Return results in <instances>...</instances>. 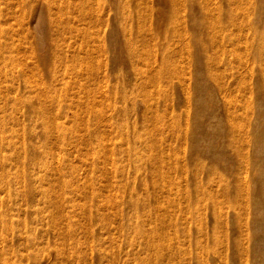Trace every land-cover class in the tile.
<instances>
[{
	"label": "bare ground",
	"instance_id": "bare-ground-1",
	"mask_svg": "<svg viewBox=\"0 0 264 264\" xmlns=\"http://www.w3.org/2000/svg\"><path fill=\"white\" fill-rule=\"evenodd\" d=\"M242 1L244 2V0H227V4L228 6L236 5ZM86 2H90V0H80L79 5L73 11L69 8L60 9L63 14L68 15H64L61 20H55L50 23V26H47V28L49 27V37L51 38L49 40L52 49L49 56L57 67L51 70L53 67L51 65L48 69L49 75L46 72L48 79L36 80L38 87L36 93H26L27 95L23 99L16 100L17 104H26L30 113L29 120L32 121L38 117L37 125L43 129L37 134L35 132L26 133L31 143L30 151L27 149L23 152L27 155L29 162L41 160L44 156L49 157V160L50 157H62L63 166L60 165L61 160H57V166L53 168L59 176L68 174L76 176L78 173L81 176V172L85 175L100 174L111 176L110 182L113 181V183L120 182L121 178L125 179L130 175L135 176L130 181L131 185H134L133 188H130L131 185L127 181V190L123 191L127 199L115 202V207L111 208L113 212L110 214L102 213L108 210L104 206L106 197L103 199L98 194H91L87 197L88 193H84L83 198H87L81 205V209L86 212H83L82 216L85 218L88 216L89 221L84 223L81 228L68 229L83 235L86 246L89 241L88 237H90L91 242L100 246L99 256L106 260L114 261L116 253L109 252L110 255L106 257L107 252L105 253L103 251L105 248H102L105 241L101 235L103 231L105 232L107 228L105 225L108 221L118 220V228H127L136 233L131 236H121V239L118 233V239L115 236L110 241L113 240L114 244L124 242L125 249L131 253L130 256L134 257L135 264H264V76L259 74L254 77V75L253 78L250 76L236 82L235 78L232 80L235 83L230 90L224 89V92L229 91V100L225 101L226 113H224L227 119L224 133L222 132L224 128H221L224 123L222 122L223 118L217 111L215 99L213 100L215 92L208 82H204V68L202 67L203 59L209 55V51L214 50L216 45H214V40L208 36L204 39L200 38L199 33H196L192 38H186L183 36L184 34H181L182 32L180 34L172 32L173 30L165 32V14L166 11L171 13L177 9L175 0H170L168 4L164 0V5H162L164 17L158 21L153 31L146 29L148 30L146 33L143 31L141 33L137 30L133 34L135 29L131 25L138 26L139 19L128 18L130 24L126 20L125 23L118 25L113 22L114 26L112 24L109 37L106 36L110 43L107 47L104 46V39L101 36V15L97 14L96 10L84 11ZM201 2L197 0L196 4L199 3V5L195 11L208 13L207 17H210L209 13L212 10L205 12V4L203 2L201 4ZM261 3L254 13V17L258 21L257 25L248 23L250 17L248 13H244L245 15L243 14L244 17H242V19L247 18V24H244L243 20L244 25H242V19H240L239 23L243 27L242 32L245 30L244 36L241 35L244 40L264 35V29L260 28L262 26L261 19L264 18V0H261ZM76 10L78 15L76 18H72L71 14ZM39 14L41 15V13ZM238 16L237 19L240 18ZM122 17L124 18V16ZM237 19L235 21L232 19L235 22L233 24L238 26L237 30L234 29L235 31L240 29ZM102 23L104 24V22ZM194 23L196 25L194 30H199L196 18ZM146 27L148 28V26ZM200 30L202 31V29ZM208 33L210 32L208 31ZM190 42L195 44L194 48ZM260 49L262 48L260 47ZM245 52L244 55H246ZM209 57L214 60L211 55ZM193 61L195 66H193ZM181 62H184L182 67L179 65ZM208 64L211 66L207 67ZM214 64L211 61L209 63L206 61V68L212 67L213 69ZM11 65L9 66L11 67ZM199 65L203 70L198 67ZM185 70L193 74L194 85H192L193 78L191 79L192 83L189 80L191 75L189 78H183L187 75ZM205 70L208 71V69ZM19 74L22 76L21 79H23V75L26 76V74ZM210 74L208 73L209 76ZM214 75L216 76L215 73ZM236 75L240 78V74L236 73ZM212 77L210 78L213 79ZM165 85L169 86L167 87L169 90ZM55 86L59 87L58 91L54 89ZM171 87L173 90L176 87L178 93H182L185 99L184 103H182L183 99H179L180 96L175 98L173 94L174 91L176 94V89L172 94ZM53 89L57 92L51 95ZM192 89L193 93H196L193 99L195 111L192 116L190 115L193 121L192 133L187 135L188 129H184L185 126L182 122L184 121L186 124L187 117H189V99L192 100L190 98ZM69 91H73L72 96L67 94ZM44 93H49V96L46 94V98L43 99L40 94ZM191 96L193 98V95ZM171 104L174 105L173 108L170 107ZM142 105L144 109H142L139 119L133 123V127L130 124L120 127L115 124L117 113L119 116H132L137 111L136 108L141 109ZM190 105L192 106V104ZM107 113L109 114L107 115ZM137 113L139 112L137 111ZM188 122L191 121L188 120ZM183 140L190 141L189 162H192V166H188V169L185 168V165H181L187 159L188 152L181 153L177 150ZM53 142H58L61 146L57 148L47 146L46 149H42L43 146ZM1 143L5 145L9 143L7 148L12 150V154L9 157L1 155L0 168L9 166L10 170L13 168L16 177L20 178L17 181L12 179L11 183H8L9 196L16 195L13 186L21 184L23 178L32 179L38 184L36 170L38 167L41 168L42 160L40 166L34 165L37 167L36 169L32 167L33 169L26 170V173L22 174L21 165L18 162L22 150L17 149L16 143L18 142L13 141L12 136L8 135L3 137ZM58 143L57 145H59ZM35 163L37 164V162ZM29 164L32 163L26 165ZM41 170L39 171L41 172ZM181 171L192 172L195 181L193 196L189 195L190 197L187 202L184 201V204L170 199L166 192V189L172 188L173 184L165 177L176 172L182 173ZM41 174L38 179H41L43 184L40 183L37 187L31 181L32 192L33 195L34 193L42 194L45 198L43 204H47L48 207L50 196L47 197V195L64 192H57L51 184L46 183L45 185L46 180ZM1 181H3V177L0 178ZM63 185L65 188L69 187L65 182ZM165 193H167V198H165ZM79 194L78 191H71V198L65 197L53 205L52 209L57 213L49 216V219L54 222L55 218L57 223L54 224L58 229L62 227L60 224L75 217L73 214L75 209L66 214L64 212L68 208L77 206L75 205L76 199L72 196ZM118 194L115 191L113 197L116 198ZM36 202L33 203L36 204ZM3 203L5 204V202ZM29 206L27 208H30ZM95 206H100V208L97 211L98 208L95 209L96 214L93 216ZM174 207L177 209L180 207V215L177 218L173 213L167 214L173 212ZM28 214L27 212L26 215ZM64 214L66 221L59 222L57 215ZM97 222L98 225H95ZM166 224L176 225L174 233L168 237L165 236ZM144 227L146 228L144 229ZM61 234L66 236L63 231ZM91 242L88 244V248L90 252H93ZM83 260L84 258H81V261ZM56 261L59 263V261H63V258L56 255Z\"/></svg>",
	"mask_w": 264,
	"mask_h": 264
},
{
	"label": "rangeland",
	"instance_id": "rangeland-1",
	"mask_svg": "<svg viewBox=\"0 0 264 264\" xmlns=\"http://www.w3.org/2000/svg\"><path fill=\"white\" fill-rule=\"evenodd\" d=\"M96 1L97 0H90V2H86L83 10L86 12H89L91 10H96L97 14L101 15L100 16L102 18L101 26H100L101 32H102L101 36L104 39V46H106V47L109 46V44H110L108 42L109 40H108V38H106V36L109 37V32L111 30V26H112L113 22L116 23V25H118V24L123 23L126 20V22L128 24H130V22H128V20H127L128 18H132L133 20L139 19L138 26L134 25V24L131 25V27L133 29H135L133 34H135L137 32V30H139L141 33H142V31H143V33H146V31H148L149 29L151 31H153L156 28L158 21H160L164 17V15H163L164 12H162V9H164L162 6V5H164V0H124V1L120 0L122 3L118 2L119 0H99L97 2ZM116 1H117V3H116ZM135 1H136V3H135ZM160 1H161V3H159ZM175 1L177 2V6H176L177 9L175 11L173 10L171 13H170V11H166V14H165V32L166 31L171 32L172 30H173L172 32H176L179 34L182 32L181 34L182 35L184 34L183 36H185L186 38H192L196 33H199L201 35L200 36L198 34L200 38L202 37L204 39L208 36L209 38H212V40H214V45H216L214 50H212V52L209 51V55L207 57L205 56V59H203L204 65L202 64V67L204 68V70L201 67V65H199L198 67H200V69H202L204 72L203 73L204 77H205L204 82H208L214 89L215 97H213V100L214 99L216 100V101L214 100V103H215V105H217V109H218L217 111L220 115H222V118H223L222 122H224V123H222L221 128L222 127L224 128V129L222 128L223 129L222 132H224V130L226 128V119H227L226 114H225L226 113L225 112L226 111V109H225L226 105L225 104H226L227 100H229L228 99L229 98V96H228L229 91L228 90H230L232 85L237 80L249 78L250 76H251L250 78H253L254 75H255L254 77H257L259 74L260 75L262 74L264 76V42H263L264 41V35L259 36V37H255L254 39L248 38V39L244 40L243 36H244L245 30L242 32L243 27L241 26V24L242 25L247 24V18L242 19V17H244V15H245L244 13H246V14L248 13V15L250 14V17L248 18V23L249 22H251V24L256 23V25H257L258 21L254 17V13L256 12L257 7L261 6V4H262L261 0H244V2L242 1L240 3H237L236 5L233 4L234 6L233 5L228 6L227 0H200L203 2V4H205V6H204L205 12L212 10L209 13L210 17H207L208 13L198 12V10H197V12L195 11V8L197 9V5H199V3L196 4L197 0H192V1H190V0H175ZM79 2H80V0H68V1L67 0H59V1H57V0L56 1H54V0H0V72H1L0 73V81H1L0 82V158H1L2 154L7 155V157H9L12 154V150L7 148L8 147L7 145L9 143H7L6 145L1 143L3 141V137H7L8 135L9 136L11 135L12 140L18 142V143H16L17 149L22 150L20 160L18 161L21 165L22 174L26 173L25 172L26 170L28 171L30 169H33L32 167H34L36 169L37 167L34 165L40 166L39 164L41 163L40 161L42 160L43 166L41 165V168L38 167V169L36 170L38 176H40V174L43 172L41 175H44L42 177L44 178V180H46L45 185H46V183L51 184L53 187H55L57 192H60V191L64 192V193H60V194L57 193L55 195H47V197L50 196V200H49L50 205L47 207V204H43V201L45 198L42 194L36 195V193H34V195H33V192H32L33 185L31 184V181L33 182V180L32 179L29 180L28 178L27 179L23 178L21 180L22 181L21 184H18L17 186H15V185L13 186V191L15 190L14 192L16 195L13 194V195L9 196V192L7 190L8 183H11L12 179L14 181H17L20 178H19V176L16 177L17 175H15L13 168H12V170H10L9 166H6L4 168H0V178L3 177V181L0 182V264H122L123 261H124L123 264H126V263L127 264H135V259H134V257L129 255L131 253H128L126 251L125 246H124V242L122 244L121 243L114 244L113 240L110 241V239L112 237L115 238V236L118 239V233H119L120 239H121V236H123V237L131 236L132 234L136 233L135 231L134 232L130 231L127 228L126 229L123 227L118 228L117 227L119 224L117 222L118 220L117 221H108L105 225L107 228H106V230L104 229L105 232L103 231L102 235H101V238H103L105 241V245H104V247H102V248H105V249H103V251L105 253L107 252L106 257H107V255L108 256L110 255L109 252L114 251L116 253L114 261L106 260L105 258L99 256L100 250H101L100 246L97 245L96 243L91 242L90 237H88L89 241L87 242V246H86V244H85L86 240L84 239L83 235H81L77 231L72 232V230L68 229V228H74V227L81 228V226L84 223L89 221L88 216H86V218L84 216H82V213L83 212L85 213L86 211H83L81 209V205L85 202L87 197L91 196V194H98V196L102 197L103 199H104V197H106V199H104L105 200L104 206H105V209H108V210H106L105 212L104 211L102 212L104 215H107V214H110L111 212H113V209H111V208L115 207V204H114L115 202H117V201L121 202L122 200L127 199V196H126V194L123 193V191L127 190L126 189L128 186L127 181L131 185L130 181L133 180L132 177L135 175H130L129 177H127L125 179L119 178L121 181L117 182V183H113V181L110 182L111 176H104V175H100V174L85 175L84 173L81 172V176L79 173L76 176H73L72 174H70V175L68 174L65 176H59V174L57 172H54L53 168L57 166L56 165L57 160L58 161L61 160L60 165L63 166V162H62L63 158L62 157H59V158H58V156L53 157V158L50 157V160H49V157L44 156V158H43L44 160L38 159L37 161L34 160V162H29V161H27V160H29L27 155L23 152L27 149H28V151H30V144L31 143H30V139H28V135L26 133L27 132H31V133L35 132L37 134L39 132H42L43 129L39 128V126L37 125V123H39L38 117L34 118L32 121L29 120L30 113H29V108L26 106V104L25 103L17 104L16 100L18 98L23 99L24 96L29 94V93H36V91L38 89V87L36 85V80L48 79V75H49L48 69H50L51 65L53 66V67H51V70H53L54 67H57V65L55 63H52V61L50 60L52 58L49 56L51 54L50 52L52 49H51L50 40H49V39H51L49 37L50 36L49 27L47 28V26H50V23L54 22L55 20L56 21H59V19L61 20L62 18H64V15L65 16L68 15V14H63L60 11V9L63 10V9L69 8V9H72L71 11H73V10H75L74 8H77V5H79ZM92 2H93V4H92ZM202 2H201V4H202ZM165 3L166 4L170 3V0H167V1L165 0ZM244 3H245V5H244ZM19 4H20V6H19ZM137 5H139V6L137 7ZM223 5H224V7H223ZM168 7H169V5H168ZM241 7H242V9H240ZM88 8H90V9H88ZM179 10H180V12H179ZM242 10H243V13H242ZM230 12H232V14H230ZM39 13H41L43 19H42V17H40L41 15ZM129 13L131 16L129 15ZM241 14H242V16H241ZM77 15L78 14H77V10H76L75 13L71 14V17L76 18ZM103 15L105 18L103 17ZM116 15H118V16H116ZM238 15L240 16V18L237 19ZM36 16H37V19H36ZM56 16H58V17H56ZM122 16H124V18ZM205 16H206V18H205ZM55 17H56V19H55ZM53 18H54V20H53ZM195 18H196V21L199 23V25L197 26V28L199 27L198 28L199 30H194V27H196V25L194 23ZM210 18H211V20H210ZM122 19H124V20H122ZM232 19L234 21H235V19H237L236 21H238V23L240 22V19H242L241 20L242 23L241 24L239 23L240 29H238V31H235V30H237L238 26H236V24L235 25L233 24L235 22ZM225 20H227V21H225ZM243 20L245 21L244 24H243ZM261 20L262 21L260 22V24L262 26L260 28L264 29V18ZM35 21H36V24H35ZM102 22H104V24ZM206 23H208V24L210 23V25L208 26V24H206ZM213 24H215V25H213ZM217 24H219V25H217ZM220 25L221 26L224 25V26L221 27ZM228 25L229 26L231 25V27H228ZM102 26H103V28H102ZM113 26H114V24H113ZM146 26H148V28ZM214 26H216V27L214 28ZM201 27H203L204 29ZM226 28H228V29H226ZM42 29H44V30H42ZM146 29H148V30H146ZM200 29H202V31ZM208 31L210 33H208ZM226 31H227V33H226ZM232 31H235V32H232ZM229 32H231V33H229ZM228 33L231 35H229ZM6 34H7V36H6ZM187 34H189V36H187ZM226 34L228 35V38H226V36H227ZM241 35H243V36L241 37ZM3 36H5V37L3 38ZM6 38H8V39H6ZM21 38H23V39H21ZM259 39H260V42H259ZM232 41H234V42H232ZM42 44H43V46H42ZM257 44H259V45H257ZM11 45H12V47H11ZM190 45L192 46V48H194L193 46H195V44L193 42H190ZM224 45H226V46H224ZM260 47L262 49H260ZM226 48H227V50H226ZM244 51H246L248 53L245 52L246 55H244ZM256 51H257V53H255ZM258 52H259V57H258ZM242 53H243L244 57L241 56ZM210 55H211L212 59H214L216 61V63L214 60H211V58L209 57ZM261 55H263V56L260 58ZM213 56H216V57H213ZM208 57H209V59H208ZM45 59H46V61H45ZM208 60H209V62L211 61L213 64L215 63L217 65V66L215 64L213 65L214 66L213 69L215 68V70H213L212 67L210 69L206 68V61H207V63H209ZM236 60L239 61L238 62L239 65H237L238 63ZM7 61H8V63H7ZM9 62H11V63H9ZM235 63H236V65H235ZM183 64H184V62H181L179 64L180 67H182ZM193 64H194L193 66H195V62ZM9 65H11L12 70H11V67ZM210 66L208 64L207 67H210ZM215 66L218 68V70ZM234 66H236V67H234ZM4 67H5V69H4ZM38 68H40V69H38ZM37 69H38V71H37ZM205 69H208V71ZM219 69H221V70H219ZM228 69H230V70H228ZM227 71H228V73L229 72L230 73L228 74ZM46 72L48 75L46 74ZM207 72L211 73L210 76L208 75ZM8 73H9V75H8ZM19 73L26 74V76L23 75V79H21L22 76H20ZM183 73H184V71H183ZM185 73L188 76L187 75H185V76L181 75V76H183V78H189V76L191 75L189 80L191 81V79L193 78V80H192L193 83H192V81H191V83H192V85H194L195 79L193 77V74L188 73L187 70H185ZM214 73L216 74V76L214 75ZM236 73L240 74V78L238 75H236ZM37 74H38V76H37ZM2 76H3V78H2ZM234 76H236V77H234ZM210 77H212L213 79H211ZM14 78H16V79H14ZM233 79H235L234 80L235 82L232 81ZM25 80H27V81H25ZM230 82H233V83H230ZM215 83H217V84H215ZM221 85H223V86H221ZM225 85H227V86L225 87ZM165 87H166V85H165ZM167 87H169V86L167 85ZM167 87H166V89H167ZM58 88H59L58 86L57 87L55 86L54 89L55 90L57 89V91H58ZM219 88L221 89V91ZM227 88H228V90H226L224 92V89H227ZM54 89L51 91V95H53L54 93L57 92V91L55 92ZM170 89H172V87ZM175 89H176V94H178V95L175 94V91H174ZM222 89H223V91H222ZM167 90H169V88ZM174 90L173 89H172V91L170 90L171 93L173 94V91H174L173 95L175 96V98H178L177 96H180L179 99L180 100L183 99L182 103H184L185 99H184L182 93H178V90L176 87L174 88ZM192 90L190 92L191 93L190 98L192 100L189 99V109L190 110L188 112L190 118L187 117V121H186V124L188 123L189 125L187 124V126H186V124H184L185 122L184 121L182 122L183 126H185V128L184 127L183 128L186 130L188 129V131H186L188 133L187 135H191V133H192L191 128L193 127L192 126L193 121L191 119V116L193 115V113L195 111V109H194L195 105H193L194 104L193 99H194V94H196V93H193L194 90L193 91ZM69 92L67 94H69V96H72L73 91L72 92L69 91ZM44 94H40V96L43 99L46 98V94H47V96H49L48 95L49 93H44ZM191 95H193V98ZM190 104H192V106ZM143 107L144 106L142 105L141 109L136 108V110L139 113H137V111H135V114H133L134 116L133 115L132 116L131 115L119 116L117 113L116 114L117 117H115V121L116 120L117 121L115 122V124H117L118 127L126 126V125L129 126V124H130V126L133 127V123L139 119V116L141 115V113L143 111L142 109H144ZM170 107L173 108L174 105L171 104ZM118 112L120 113V111H118ZM108 114L109 113H107V115ZM188 120L191 122H188ZM18 122H19V124H18ZM117 122H119V123H117ZM46 127H48V126H46ZM25 129H26V132H25ZM184 129H183V131H184ZM223 136H225V135H223ZM184 141H186V140H183V142L180 143L181 145L177 147V150H178V152H181V153H183V152L187 153L188 152L187 153L188 154L187 159H185V161L181 163V165H185V168L187 167V169H188V166H192L191 165L192 162H189V157L191 156L190 155L191 149L189 147L190 141L187 140L188 143H187V141L186 142H184ZM57 143L58 142L49 143L48 145L43 146L42 149H46L47 146L48 147L52 146V147H56V148L60 147L61 144L58 143L59 145H57ZM186 144H188V145H186ZM5 147L7 148V150ZM30 161H32V160H30ZM45 161H46V164H45ZM47 161L49 162V166H48ZM18 162H16V164H18ZM27 162L32 163V164L26 165V164H28ZM35 162H37V164ZM44 167L47 169L46 171H45ZM40 169H42L41 172L39 171ZM38 172H40V173H38ZM65 172H66V170H65ZM181 172L182 173L176 172L170 176L165 177L167 181H170L173 184V187L170 189H166V192H168L170 199H174V201H179V202H181L180 204H184L185 202H187V200L190 196H193L194 182L195 181H194V177L192 175L193 174L192 172H188V173L186 171H181ZM38 176H37L38 184L36 183V181L33 182V184L37 185V187L39 186L40 183L43 184L42 180L38 179ZM45 177H46V179H45ZM64 182L66 184H68L69 187L65 188L63 185ZM133 186L134 185H131L130 188L132 189ZM95 187H96V189H95ZM139 189H140V187H139ZM71 191H78V193H80L81 195L79 194L78 195L79 197L78 196H72L73 198L75 197V199H76L75 205H77V206L74 208H68L64 213L66 214L67 212H70L72 209H75V213H73L75 215V217H73L71 220L66 221L65 220V214L64 215H57V220H59V222L63 221V220L66 221L64 224H60L62 227H61V229H58L57 227H55V224H54V223H57L55 218H54V222H52L51 219H49V216H52V215L57 213V211L52 209L53 205L55 203L63 200V198H65V197L71 198ZM115 191L117 193H119L116 198L113 197L114 196L113 194ZM6 193H7V195H6ZM84 193H88L87 197H85V198H83ZM115 195H116V193H115ZM166 195H167V193H165V198H167ZM108 196H109V198H108ZM47 199H49V198H47ZM32 201L33 202L37 201L38 204H37V202L35 204ZM109 201H110L111 205L109 204ZM3 202H5V204ZM12 202H15V203H12ZM32 203H33V206L31 207ZM13 204H15L17 206H15ZM27 204H29L30 206ZM28 206L30 208H27ZM2 208H3V210H2ZM96 208H98V209H96ZM99 208H100V206H98V207L95 206L93 208L94 209L93 216L96 214V211L99 210ZM11 209H14V210H11ZM95 209H96V211H95ZM27 210H29V211H27ZM30 211H32V212H30ZM27 212L29 213L28 215H26ZM132 212H134V211H132ZM30 213H32V214L30 215ZM172 213L174 214V216L176 215L175 217L177 218L180 215L179 214L180 213V207H178V209H177V207L176 208L174 207L173 212L167 213V214L169 215ZM47 216H48V218H47ZM17 220H18V222H17ZM110 220H113V219H110ZM40 221H41V223H40ZM93 221H95V220H93ZM13 223H15V224H13ZM95 225H98V222ZM85 226H88V225L85 224ZM174 226H176V225H174ZM174 226L173 225L169 226V224H166V227H165V236L166 237H168L169 235H172L174 233L173 231L176 229V227H174ZM146 227H144V229ZM97 228H98V226H97ZM117 230H118V232H117ZM62 231L66 234V236H63L61 234ZM111 231H113V232L111 233ZM98 233H99V231H98ZM100 234H101V231H100ZM6 238H7V240H6ZM76 241H77V243H75ZM108 241H110V242H108ZM90 242H91V246L93 248V252H90V250L88 248V244ZM78 243H79V245H78ZM72 245H73V247H71ZM74 246L76 247V249ZM120 249H121V251H120ZM56 255L61 256L63 258V261H59V263H58V261H56ZM80 256H81V258H84L83 261H81V258H79ZM129 257H130V260H129ZM53 259H55V260H53ZM142 260H144L143 257H142Z\"/></svg>",
	"mask_w": 264,
	"mask_h": 264
}]
</instances>
